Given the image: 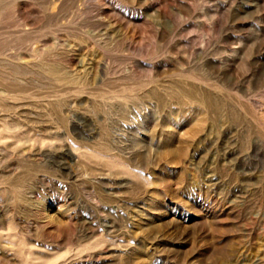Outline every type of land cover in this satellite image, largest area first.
I'll return each mask as SVG.
<instances>
[{"label":"rangeland","instance_id":"374dc122","mask_svg":"<svg viewBox=\"0 0 264 264\" xmlns=\"http://www.w3.org/2000/svg\"><path fill=\"white\" fill-rule=\"evenodd\" d=\"M0 93V264H264V0H0Z\"/></svg>","mask_w":264,"mask_h":264},{"label":"bare ground","instance_id":"6f19581e","mask_svg":"<svg viewBox=\"0 0 264 264\" xmlns=\"http://www.w3.org/2000/svg\"><path fill=\"white\" fill-rule=\"evenodd\" d=\"M3 93V92H2ZM1 94V93H0ZM1 99V98H0ZM13 124V123H12ZM9 121L4 119L0 115V131L7 132V135H13L16 133V128ZM30 126V125H29ZM31 128V127H30ZM5 137V136H4ZM7 137V136H6ZM14 138V137H13ZM7 139V138H6ZM37 139V138H36ZM28 141V140H27Z\"/></svg>","mask_w":264,"mask_h":264}]
</instances>
